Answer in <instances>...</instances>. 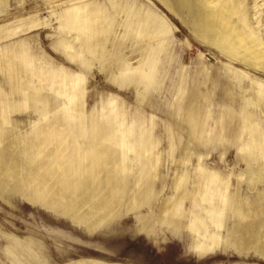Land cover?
<instances>
[{
	"label": "rangeland",
	"instance_id": "rangeland-1",
	"mask_svg": "<svg viewBox=\"0 0 264 264\" xmlns=\"http://www.w3.org/2000/svg\"><path fill=\"white\" fill-rule=\"evenodd\" d=\"M219 1L0 0V264H264V0ZM44 126L96 224L1 179Z\"/></svg>",
	"mask_w": 264,
	"mask_h": 264
},
{
	"label": "bare ground",
	"instance_id": "bare-ground-1",
	"mask_svg": "<svg viewBox=\"0 0 264 264\" xmlns=\"http://www.w3.org/2000/svg\"><path fill=\"white\" fill-rule=\"evenodd\" d=\"M222 3H223V0H222ZM220 5L222 4L220 3ZM214 7H217V6H214ZM211 14L212 13L210 12V15ZM219 15L220 17H222L221 13ZM231 15L233 14L231 13ZM253 37L256 38L257 36H253ZM258 41L256 40L255 42L257 43ZM246 44H247V40H246ZM250 45L251 44L249 43L247 50L254 57H256L255 58L256 60L257 58L259 60L264 58V50L259 51L256 49V46L255 48L254 47L251 48ZM44 127L45 128L43 130L40 129L36 133V146H35L36 149L35 151H33L34 157L32 159V168H31L32 170H30V172H27L24 170L22 166L21 168H19L18 166L15 165L14 161L16 159L12 158L9 161H7V164L5 163L6 165H5V168L2 170L3 177L1 179H3L5 182H8V183L12 182V183H15L17 186H20L21 191L27 196H29V198L31 199L38 200L39 202L51 208H55L61 211L71 212L77 216H82L88 222L89 225L96 224L95 222H93L92 219H89L88 216L90 215H89V212H87L86 210L87 208L82 209L80 207L82 205L89 207V205L92 202V199L85 196L86 194L84 193L83 189L80 187V184H77L75 186L74 184H70V181H68L69 174L67 170L69 168L68 167L69 151L67 149L68 146L64 139L65 137L59 133L54 134L51 128L47 129L46 126ZM94 156H95L94 161H93L94 170H93L92 176H93L94 184L97 185L99 182H101L102 168L107 167V165L104 166L100 164L99 162L100 157L98 156L97 151L94 152ZM76 163H77V160H76ZM75 174H76V171H75ZM96 190L99 192L95 195V200H98L99 208L103 209L105 205L100 202L101 190L99 187H96ZM132 193L133 191L130 192L131 197L134 198L135 196H133ZM170 205L171 203L169 202L166 203V206L162 209L161 214L159 215V219H161L165 223L174 224L180 214L177 209L176 210L174 209L173 214L170 215V209L172 207ZM91 208L92 207L88 209L90 210ZM255 215H257V213H254V215L252 216L247 215V214L242 216L241 225L246 226L248 230L245 234L238 235L237 239L233 241V248H237L240 250H247L248 248L250 247L252 248V246H254L255 241H256L255 240L256 239V235H255L256 229L257 227H259V221L251 220L252 217H255ZM101 220L102 218L99 219V221ZM228 241L230 242L232 241V239ZM258 248L262 252L264 251V240L263 242H261Z\"/></svg>",
	"mask_w": 264,
	"mask_h": 264
},
{
	"label": "crops",
	"instance_id": "crops-1",
	"mask_svg": "<svg viewBox=\"0 0 264 264\" xmlns=\"http://www.w3.org/2000/svg\"><path fill=\"white\" fill-rule=\"evenodd\" d=\"M8 63L11 65V64H13L12 62H11V60H8ZM2 118H0V120H1Z\"/></svg>",
	"mask_w": 264,
	"mask_h": 264
}]
</instances>
